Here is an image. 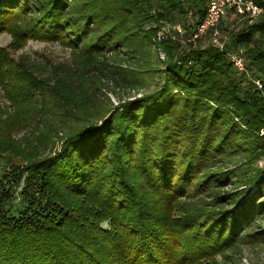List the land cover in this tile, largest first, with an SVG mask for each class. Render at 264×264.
<instances>
[{
  "label": "trees",
  "instance_id": "obj_1",
  "mask_svg": "<svg viewBox=\"0 0 264 264\" xmlns=\"http://www.w3.org/2000/svg\"><path fill=\"white\" fill-rule=\"evenodd\" d=\"M208 1L0 0V264H233L238 244L264 240V88L228 56L243 48L264 87V13L233 30L228 14L226 50L198 47L186 39ZM29 41L72 63L14 57ZM104 76L141 95L101 99Z\"/></svg>",
  "mask_w": 264,
  "mask_h": 264
},
{
  "label": "rangeland",
  "instance_id": "obj_2",
  "mask_svg": "<svg viewBox=\"0 0 264 264\" xmlns=\"http://www.w3.org/2000/svg\"><path fill=\"white\" fill-rule=\"evenodd\" d=\"M242 21L243 20H240L230 15L226 19H224L223 26L232 30L238 29L241 28ZM154 25L155 24H145L144 28L149 29ZM169 30L170 29L167 26H161L160 30L153 38L152 52L154 54H157L161 60L165 59L166 57L160 48V43L157 42V36L160 32H167V34H165L167 39L170 34V31L172 32V30ZM222 32L226 36L228 35L229 31L222 29ZM11 40L12 38L9 34L0 33V47H7L10 44ZM193 44L198 47L209 45L207 39L197 41ZM23 54L30 56L31 60L37 61L40 65H42L44 68L43 72H49L52 68H58L59 70L61 66L71 64L73 60V54L69 48L63 47L60 44H51L39 41H29L23 49L13 52V56L16 58ZM121 54V56H115L109 53L106 54V57L103 60L106 61L107 64H111V62H114L116 64H121L123 67L134 68L135 66L133 65V61L129 60L124 53ZM105 75H109V70ZM106 76H104L102 80L103 85L105 84L104 81H106L107 79ZM103 85H101V89L104 96H101V99H105L106 97H108L115 105L119 103L120 98H123V100H128L132 99L134 96L138 97L141 95V93H138L135 90L128 91V89L126 90L122 86H116L113 88L112 83H110L109 86ZM4 94V91L0 88V116L2 118L6 117V110L12 111V109L10 108L11 104L8 99L4 96ZM28 134H30V132H27V129L15 131V139L19 140L25 135L27 136ZM58 140V137L55 136L53 137V140L48 143V148H51V151H53V149L56 150V148L60 147V142H58ZM257 165L259 167H264V161H260ZM8 168L9 167L5 163V160L0 158V175L10 169ZM21 187L22 184L20 186H13V192L15 193L16 197L19 196ZM18 199L19 198L15 200V203L13 205V213H17V210L20 208L22 209L23 207V203H21ZM262 224H264V220L262 221ZM219 258L221 259V257ZM231 260H233V264H264V240H257L250 243L238 244L235 248L234 256L231 257Z\"/></svg>",
  "mask_w": 264,
  "mask_h": 264
},
{
  "label": "built area",
  "instance_id": "obj_3",
  "mask_svg": "<svg viewBox=\"0 0 264 264\" xmlns=\"http://www.w3.org/2000/svg\"><path fill=\"white\" fill-rule=\"evenodd\" d=\"M230 13L238 16L241 20L247 19L250 24H254L264 13V8L259 0H209L204 19L186 41L195 43L207 39L208 44L214 45L222 51L226 50L230 37L229 34L226 36L223 34L220 29V22ZM176 29L178 32H182L181 26H177ZM165 34L167 32H160L157 36V42L166 39ZM228 56L234 68L239 73L246 75L255 89L260 91L264 88L262 79L258 76H252L243 48L228 52ZM260 135L264 138V129L261 130Z\"/></svg>",
  "mask_w": 264,
  "mask_h": 264
}]
</instances>
